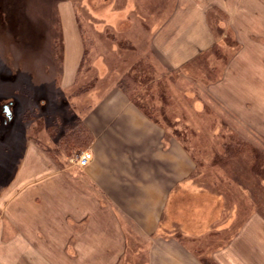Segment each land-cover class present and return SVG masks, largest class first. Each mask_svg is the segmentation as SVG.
Listing matches in <instances>:
<instances>
[{
	"label": "crops",
	"instance_id": "0c3cea01",
	"mask_svg": "<svg viewBox=\"0 0 264 264\" xmlns=\"http://www.w3.org/2000/svg\"><path fill=\"white\" fill-rule=\"evenodd\" d=\"M167 10L151 27V48L177 69L200 56L216 58L231 38V53L212 87L243 109L256 96L263 117L264 0H187ZM80 55L79 43L76 70ZM80 122L93 136L84 168L29 144L0 190V264H210L174 238L203 235L224 213L222 197L191 179L195 162L183 144L166 139L160 123L117 86L93 99ZM177 200L190 219L174 214ZM232 236L213 256L217 264H264L262 218L251 215Z\"/></svg>",
	"mask_w": 264,
	"mask_h": 264
},
{
	"label": "rangeland",
	"instance_id": "374dc122",
	"mask_svg": "<svg viewBox=\"0 0 264 264\" xmlns=\"http://www.w3.org/2000/svg\"><path fill=\"white\" fill-rule=\"evenodd\" d=\"M185 1L0 0V190L29 144L76 167L70 157L90 150L66 154L58 147L60 136L80 121L93 99L140 64L145 70L137 99L144 112L160 123L166 139L179 140L190 152L195 162L191 179L198 188L223 199L219 220L203 235H175L176 244L185 243L186 252L198 260L217 264L213 256L251 215L264 220V115L254 106L256 96L247 100L252 107L243 109L212 87L231 53V38L216 58L213 53L200 56L177 69L151 48V27L166 18L168 7ZM218 18L210 19L214 29ZM75 19L84 49L77 70ZM195 218L194 224H201V216Z\"/></svg>",
	"mask_w": 264,
	"mask_h": 264
},
{
	"label": "trees",
	"instance_id": "16d2710c",
	"mask_svg": "<svg viewBox=\"0 0 264 264\" xmlns=\"http://www.w3.org/2000/svg\"><path fill=\"white\" fill-rule=\"evenodd\" d=\"M75 26L79 35V40L82 43V37L80 29L75 19ZM84 54V49L81 51V56ZM82 58V57H81ZM79 68V66H78ZM144 68L141 65H134V68L130 72L125 73L117 83L119 89L136 105V107L146 115L143 106L139 103L140 99H137L139 93L138 88L140 86L139 78H141ZM147 116V115H146ZM151 120V117L147 116ZM93 141V136L86 127L78 121L74 127H72L67 133L60 136L58 140V147L66 154H70L72 151H79L81 149L87 148Z\"/></svg>",
	"mask_w": 264,
	"mask_h": 264
},
{
	"label": "built area",
	"instance_id": "2783aa9c",
	"mask_svg": "<svg viewBox=\"0 0 264 264\" xmlns=\"http://www.w3.org/2000/svg\"><path fill=\"white\" fill-rule=\"evenodd\" d=\"M92 159V154L88 150L79 151L70 157V162L78 168H84Z\"/></svg>",
	"mask_w": 264,
	"mask_h": 264
},
{
	"label": "bare ground",
	"instance_id": "6f19581e",
	"mask_svg": "<svg viewBox=\"0 0 264 264\" xmlns=\"http://www.w3.org/2000/svg\"><path fill=\"white\" fill-rule=\"evenodd\" d=\"M189 201L193 202L192 199L189 200ZM198 207L200 208V210L201 209L204 210V206L203 205L200 204ZM173 208H174V214H178L179 216H183L184 215L186 218L190 219L191 211H181L180 207H179L178 200L173 203Z\"/></svg>",
	"mask_w": 264,
	"mask_h": 264
},
{
	"label": "water",
	"instance_id": "95a60500",
	"mask_svg": "<svg viewBox=\"0 0 264 264\" xmlns=\"http://www.w3.org/2000/svg\"><path fill=\"white\" fill-rule=\"evenodd\" d=\"M4 110L7 111L6 108ZM6 115L9 116V112H6Z\"/></svg>",
	"mask_w": 264,
	"mask_h": 264
}]
</instances>
